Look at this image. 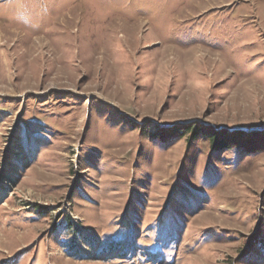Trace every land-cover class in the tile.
<instances>
[{
    "label": "rangeland",
    "instance_id": "374dc122",
    "mask_svg": "<svg viewBox=\"0 0 264 264\" xmlns=\"http://www.w3.org/2000/svg\"><path fill=\"white\" fill-rule=\"evenodd\" d=\"M0 264H264V0H0Z\"/></svg>",
    "mask_w": 264,
    "mask_h": 264
},
{
    "label": "trees",
    "instance_id": "16d2710c",
    "mask_svg": "<svg viewBox=\"0 0 264 264\" xmlns=\"http://www.w3.org/2000/svg\"><path fill=\"white\" fill-rule=\"evenodd\" d=\"M201 128L199 127H193V126H190V125H187V126H184L180 132V134H178V136L180 135H183V134H186L188 132H192L193 133V137L195 136H198L201 134ZM176 132V131H175ZM202 133L204 135H207L209 136L210 140L212 141V143H214V146L216 147V149L218 150H221L223 148H229V147H232L233 146V140H231V137H222L220 136L219 138H217V136L213 133H206L205 131ZM173 134V133H172ZM171 134V135H172ZM177 135V134H175ZM253 150H250V153H252Z\"/></svg>",
    "mask_w": 264,
    "mask_h": 264
}]
</instances>
